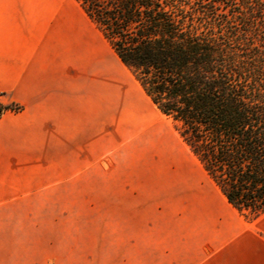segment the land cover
Masks as SVG:
<instances>
[{
    "label": "rangeland",
    "instance_id": "rangeland-1",
    "mask_svg": "<svg viewBox=\"0 0 264 264\" xmlns=\"http://www.w3.org/2000/svg\"><path fill=\"white\" fill-rule=\"evenodd\" d=\"M47 1L69 12L79 50L86 38L94 80L114 70L145 106L75 0ZM147 112L152 127L132 134L104 110L103 131L75 153L25 144L0 152L12 162L0 168V264H217L219 190L171 120Z\"/></svg>",
    "mask_w": 264,
    "mask_h": 264
},
{
    "label": "trees",
    "instance_id": "trees-1",
    "mask_svg": "<svg viewBox=\"0 0 264 264\" xmlns=\"http://www.w3.org/2000/svg\"><path fill=\"white\" fill-rule=\"evenodd\" d=\"M75 1L221 196L263 214L264 0Z\"/></svg>",
    "mask_w": 264,
    "mask_h": 264
},
{
    "label": "crops",
    "instance_id": "crops-1",
    "mask_svg": "<svg viewBox=\"0 0 264 264\" xmlns=\"http://www.w3.org/2000/svg\"><path fill=\"white\" fill-rule=\"evenodd\" d=\"M63 9L47 0H0V103L21 107L0 116V152L25 144L43 153H75L103 131L104 110L123 119L127 101L137 100L114 70L101 69L94 80L92 51L86 38L78 49L76 26ZM9 162L0 157V168L11 167ZM221 195L217 264H264V213L249 221Z\"/></svg>",
    "mask_w": 264,
    "mask_h": 264
},
{
    "label": "bare ground",
    "instance_id": "bare-ground-1",
    "mask_svg": "<svg viewBox=\"0 0 264 264\" xmlns=\"http://www.w3.org/2000/svg\"><path fill=\"white\" fill-rule=\"evenodd\" d=\"M118 63L122 66V64L119 62V60L116 58ZM123 67V66H122ZM124 68V67H123ZM125 69V68H124ZM126 70V69H125ZM127 71V70H126ZM133 79V78H132ZM135 82V81H134ZM136 83V82H135ZM136 86L138 89L142 92L146 99L145 106H141L138 101L134 100V98H130L127 101L126 108L123 110L124 113H122V122L124 125V128L127 129L129 133H133L134 131L147 129L149 130L152 126V118L150 114L147 112V108H153L155 111L158 112V110L153 106V104L149 101V99L145 96L139 85L136 83ZM129 93V92H128ZM129 97V96H127ZM126 97V98H127ZM159 113V112H158ZM151 126V127H150ZM127 134V133H126ZM219 193V191H218ZM220 194V193H219ZM221 195V194H220ZM222 197V196H221ZM223 198V197H222Z\"/></svg>",
    "mask_w": 264,
    "mask_h": 264
}]
</instances>
